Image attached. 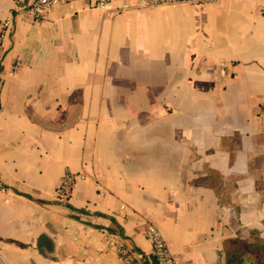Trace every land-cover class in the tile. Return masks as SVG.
<instances>
[{"label":"crops","instance_id":"crops-1","mask_svg":"<svg viewBox=\"0 0 264 264\" xmlns=\"http://www.w3.org/2000/svg\"><path fill=\"white\" fill-rule=\"evenodd\" d=\"M31 1L0 0V23ZM122 3L15 13L0 60V264H124L106 233L149 264L150 224L177 264H233L240 229L264 242V0ZM66 169L87 178L62 200Z\"/></svg>","mask_w":264,"mask_h":264},{"label":"built area","instance_id":"built-area-1","mask_svg":"<svg viewBox=\"0 0 264 264\" xmlns=\"http://www.w3.org/2000/svg\"><path fill=\"white\" fill-rule=\"evenodd\" d=\"M76 0H32L30 3L18 5L13 14L3 19L0 23V60L3 51V42L12 28L15 16L18 12H22L24 18L31 22H40L47 18L48 12L52 6L59 3H69ZM95 8H106L107 5L114 0H83ZM122 8L129 7L138 8H155L161 5H174L179 3L189 4H209L217 0H122ZM16 13V14H15ZM19 68V63L13 65V70ZM87 178L84 172L72 171L66 169L55 188V195L57 198L65 200L68 199L75 187V185ZM0 189L5 191V187L0 185ZM146 235L152 244V254L154 260L149 264H177L174 256L171 253L168 242L163 236L162 232L153 224L147 226ZM105 240L108 245L116 250L119 257L124 264H146L141 255L137 253L120 235H111L106 233Z\"/></svg>","mask_w":264,"mask_h":264},{"label":"rangeland","instance_id":"rangeland-1","mask_svg":"<svg viewBox=\"0 0 264 264\" xmlns=\"http://www.w3.org/2000/svg\"><path fill=\"white\" fill-rule=\"evenodd\" d=\"M223 200V199H222ZM240 234L243 236H248L247 239L240 238ZM262 237L260 236V233L255 229H249L246 231H243L240 229L236 236L233 235L231 238V243L227 244V247L230 246L231 251L227 253V258H230L234 256V258H237L235 260V263L238 264L242 262L240 260L241 256L244 257L246 260L245 264H250L249 259H251L254 264H264V252L262 241H260Z\"/></svg>","mask_w":264,"mask_h":264},{"label":"trees","instance_id":"trees-1","mask_svg":"<svg viewBox=\"0 0 264 264\" xmlns=\"http://www.w3.org/2000/svg\"><path fill=\"white\" fill-rule=\"evenodd\" d=\"M218 175L217 174H214V180L218 183ZM262 246H263V251H262V253L264 252V243H262ZM241 256V258H240V260H242V262L241 263H239L238 262V264H245L246 263V260H247V258L245 259L244 257H242V255H240ZM237 258H234V256L233 257H231V259L229 258V262H231V263H233V264H236L235 263V260H236ZM248 263H250V264H254V262L251 260V259H249V262Z\"/></svg>","mask_w":264,"mask_h":264}]
</instances>
